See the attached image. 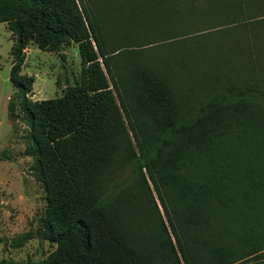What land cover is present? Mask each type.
I'll list each match as a JSON object with an SVG mask.
<instances>
[{"label": "trees", "instance_id": "obj_1", "mask_svg": "<svg viewBox=\"0 0 264 264\" xmlns=\"http://www.w3.org/2000/svg\"><path fill=\"white\" fill-rule=\"evenodd\" d=\"M55 246L29 264H264V0H0ZM82 74L33 101L26 49ZM0 264H14L2 260Z\"/></svg>", "mask_w": 264, "mask_h": 264}, {"label": "rangeland", "instance_id": "obj_2", "mask_svg": "<svg viewBox=\"0 0 264 264\" xmlns=\"http://www.w3.org/2000/svg\"><path fill=\"white\" fill-rule=\"evenodd\" d=\"M16 40L9 26L0 24V261L29 264L44 259L55 246L39 238L20 244L24 235L41 226L47 196L33 176V160L24 154L27 127L19 112H9L11 99L17 100L11 80ZM25 53L22 74L35 77L29 94L33 101L63 97L66 86L80 79L83 67L76 44L55 53L31 43Z\"/></svg>", "mask_w": 264, "mask_h": 264}]
</instances>
